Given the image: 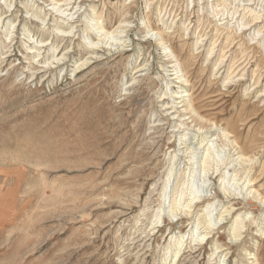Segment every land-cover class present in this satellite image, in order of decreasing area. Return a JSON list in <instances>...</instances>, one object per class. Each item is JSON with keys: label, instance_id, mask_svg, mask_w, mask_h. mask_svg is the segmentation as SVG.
<instances>
[{"label": "rangeland", "instance_id": "obj_1", "mask_svg": "<svg viewBox=\"0 0 264 264\" xmlns=\"http://www.w3.org/2000/svg\"><path fill=\"white\" fill-rule=\"evenodd\" d=\"M0 264H264V0H0Z\"/></svg>", "mask_w": 264, "mask_h": 264}, {"label": "bare ground", "instance_id": "obj_2", "mask_svg": "<svg viewBox=\"0 0 264 264\" xmlns=\"http://www.w3.org/2000/svg\"><path fill=\"white\" fill-rule=\"evenodd\" d=\"M80 67V66H79Z\"/></svg>", "mask_w": 264, "mask_h": 264}]
</instances>
